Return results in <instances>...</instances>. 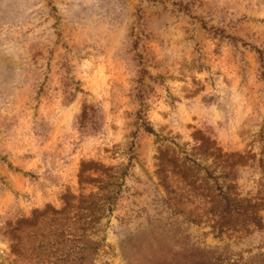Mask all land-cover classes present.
<instances>
[{"label": "rangeland", "instance_id": "374dc122", "mask_svg": "<svg viewBox=\"0 0 264 264\" xmlns=\"http://www.w3.org/2000/svg\"><path fill=\"white\" fill-rule=\"evenodd\" d=\"M0 264H264V0H0Z\"/></svg>", "mask_w": 264, "mask_h": 264}, {"label": "trees", "instance_id": "16d2710c", "mask_svg": "<svg viewBox=\"0 0 264 264\" xmlns=\"http://www.w3.org/2000/svg\"><path fill=\"white\" fill-rule=\"evenodd\" d=\"M84 115H85L84 112H82V117H84ZM147 130H150V129H147Z\"/></svg>", "mask_w": 264, "mask_h": 264}]
</instances>
